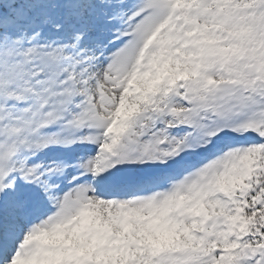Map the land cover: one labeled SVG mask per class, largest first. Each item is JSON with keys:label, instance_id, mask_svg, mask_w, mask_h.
I'll return each mask as SVG.
<instances>
[{"label": "snow or ice", "instance_id": "6c2138e0", "mask_svg": "<svg viewBox=\"0 0 264 264\" xmlns=\"http://www.w3.org/2000/svg\"><path fill=\"white\" fill-rule=\"evenodd\" d=\"M0 264H264V0H0Z\"/></svg>", "mask_w": 264, "mask_h": 264}]
</instances>
